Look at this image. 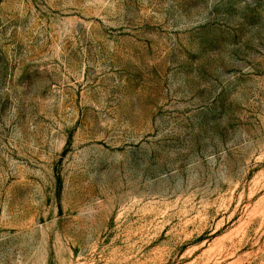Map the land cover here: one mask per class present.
<instances>
[{
  "label": "rangeland",
  "instance_id": "obj_1",
  "mask_svg": "<svg viewBox=\"0 0 264 264\" xmlns=\"http://www.w3.org/2000/svg\"><path fill=\"white\" fill-rule=\"evenodd\" d=\"M0 264H264V0H0Z\"/></svg>",
  "mask_w": 264,
  "mask_h": 264
}]
</instances>
